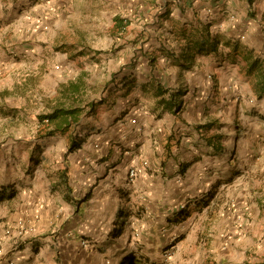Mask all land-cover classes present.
Listing matches in <instances>:
<instances>
[{"label": "rangeland", "instance_id": "rangeland-1", "mask_svg": "<svg viewBox=\"0 0 264 264\" xmlns=\"http://www.w3.org/2000/svg\"><path fill=\"white\" fill-rule=\"evenodd\" d=\"M48 1L0 0V99L6 108L3 114L18 115V120L0 115V128L19 130L22 146L17 152L4 151L3 145L13 137L0 132V156L11 160L13 167L28 161L36 146L45 148L47 162H58L61 152L50 148L66 149L67 139L41 140L39 117L60 101L66 107L96 105L95 112L86 111L92 123L72 130L82 140L95 122L100 123L96 116L105 100L133 95L135 100L154 102L155 83L162 84L159 70L163 72L164 65L184 70L167 55L168 51L180 54L181 43L170 35L171 23L161 16L164 0H64L55 4L56 11H43L42 3ZM243 6L237 1L234 18L239 29L246 21L262 17L264 21V13L258 16V9ZM116 17L129 23L125 32L115 33ZM34 31L38 32L33 39ZM246 33L237 32L236 40L264 55V37ZM221 49L224 55L197 57L207 65L203 71L197 65L184 70L190 72V82L180 94L197 98L204 92L194 88L195 78H211L212 96L221 101L211 106L213 128L207 135L219 131L224 136L223 158L228 165L217 174L212 172V179L198 186L201 199L184 200L185 209L191 205L189 210L178 219L168 222L166 218L165 224L170 225L157 235H150V229L140 233L141 222L147 220L143 198L131 186L121 187L120 197L112 204L124 212L122 220L129 231L123 228L118 238L108 232L118 242V264L131 256L141 259V264H264V99L254 95L245 62L227 58L225 45ZM224 78L228 84L223 86L220 79L224 82ZM123 84L131 90L128 95ZM73 88L79 90L75 95ZM215 175L220 179L214 180ZM209 194L214 198L202 208ZM157 241L159 247L154 250L151 242Z\"/></svg>", "mask_w": 264, "mask_h": 264}, {"label": "crops", "instance_id": "crops-1", "mask_svg": "<svg viewBox=\"0 0 264 264\" xmlns=\"http://www.w3.org/2000/svg\"><path fill=\"white\" fill-rule=\"evenodd\" d=\"M58 1L65 2L50 0L41 7L43 11H56ZM237 1L245 5L243 7H250L247 2L244 4L245 0L217 3L214 0H164L161 16L164 19L169 10L173 21L202 28L209 25L212 33L228 40L236 39L237 32L243 31L264 37L263 17L246 21L239 29L234 18ZM253 7L258 9V16L264 13L263 1L255 0ZM163 19L157 20L164 22ZM44 23H40L41 27ZM37 32H33V39ZM205 65L204 60L199 59L196 69L203 71ZM170 67L164 65L163 72L159 70L162 75L159 81L171 90L187 87L190 72ZM219 67V70L224 69ZM210 79L197 81L195 78L194 88L204 93L194 99L191 93L180 98L182 111L178 114L162 112L154 106L157 100H135L133 95L105 100L96 116L100 123L95 122L90 127L80 148L69 152L71 133L50 138L67 139L66 149L50 148L53 153L55 149L61 152L58 162H47L43 146H36L29 153L28 161L20 166L13 167L11 160L0 156V264H118V242L111 239L108 232L122 226L129 231V227L125 228L126 221L122 220L124 212L112 204L120 197L121 187L131 186L138 198H143L147 220L141 222L140 233L150 229V235H157L160 229L166 231L164 229L170 225L165 224L166 218L169 222L182 217L191 206L185 209L184 200L191 203L190 199L194 198L198 202L202 197L197 196L198 186L211 180L212 172L217 174L228 165L223 158L225 152L218 153L208 145L209 130L198 129L212 123L211 106L221 101L212 96L214 87ZM224 79V82L220 79L223 86V83L228 84V79ZM231 80L234 81V77ZM5 109L0 99V115L18 120V115L3 114ZM86 111L92 110L86 107ZM83 121L81 126L92 123V118ZM0 132L2 136L11 133L13 137L3 145L4 151L17 152L22 147L19 130L0 128ZM216 134H220L219 131ZM223 144L225 146V141ZM32 156L40 158L39 165L31 162ZM131 168H138L140 172L133 184L127 180ZM216 179H220L219 175L214 176ZM151 243L154 250L158 249V241Z\"/></svg>", "mask_w": 264, "mask_h": 264}, {"label": "trees", "instance_id": "trees-1", "mask_svg": "<svg viewBox=\"0 0 264 264\" xmlns=\"http://www.w3.org/2000/svg\"><path fill=\"white\" fill-rule=\"evenodd\" d=\"M249 6L252 9L254 0H248ZM165 18L171 23L170 35L176 38L177 41L181 43V53L176 54V52H167L168 57L175 59V62L184 70H191L197 65V57L199 55H224L222 54V46L225 45L229 49V52L225 55L227 58H241L247 68V75L252 79V90L254 95L259 99H264V55L258 54L256 50L250 48L247 45L241 43V41L236 39L222 40L223 36L219 34H214L211 32L210 27L202 28L197 24H187L170 19L169 10L165 13ZM128 26V23L124 22L121 18L117 17L114 20V31L115 33H123ZM156 62V59L154 60ZM183 70V71H184ZM129 83V82H126ZM153 88V93L157 100L156 107L160 108L162 112H170L178 114L182 111V103L180 102L181 91H175L171 89H166L160 83ZM128 90L127 95L131 91L129 86L123 84ZM147 89V88H145ZM155 90V92H154ZM79 90L73 88V95L77 94ZM92 111L95 112L96 105L90 103L87 105ZM86 106H72L66 107V103L60 101L59 105L53 106L52 110L39 117L40 130L39 138L41 140L52 138L58 134H66L71 132L70 136V147L69 152H73L80 148L82 140L79 139L78 135L74 132V129L81 126L84 118L87 117ZM213 128L212 124H206L204 126H199V130H210ZM209 134V133H208ZM206 138L207 143L216 152L224 151V136L222 134L208 135ZM168 149V146H166ZM171 149V148H169ZM32 163L39 165L41 162L40 158L32 156L30 158ZM184 172V170H183ZM13 195L11 196V198ZM214 196L209 194L207 199L204 200V204L201 205L202 208L209 207ZM202 203V202H201ZM122 228L116 229L112 232L114 238H118L123 234ZM141 260H137L133 256L124 259L119 264H141Z\"/></svg>", "mask_w": 264, "mask_h": 264}, {"label": "built area", "instance_id": "built-area-1", "mask_svg": "<svg viewBox=\"0 0 264 264\" xmlns=\"http://www.w3.org/2000/svg\"><path fill=\"white\" fill-rule=\"evenodd\" d=\"M140 172L138 168H131L128 172L127 180L130 184H133L139 178Z\"/></svg>", "mask_w": 264, "mask_h": 264}]
</instances>
